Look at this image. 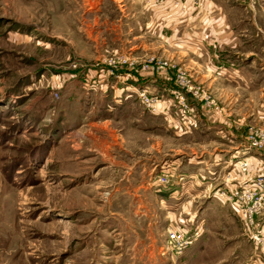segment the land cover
<instances>
[{
    "label": "rangeland",
    "instance_id": "rangeland-1",
    "mask_svg": "<svg viewBox=\"0 0 264 264\" xmlns=\"http://www.w3.org/2000/svg\"><path fill=\"white\" fill-rule=\"evenodd\" d=\"M166 1L0 0V264H264V204L250 224L187 172L153 182L221 146L188 132L197 107L220 109L193 49L264 72V0H217L228 34L206 39L171 37L211 28L205 0Z\"/></svg>",
    "mask_w": 264,
    "mask_h": 264
},
{
    "label": "crops",
    "instance_id": "crops-1",
    "mask_svg": "<svg viewBox=\"0 0 264 264\" xmlns=\"http://www.w3.org/2000/svg\"><path fill=\"white\" fill-rule=\"evenodd\" d=\"M141 2L143 8V0ZM223 2L228 11V4L225 3L226 1ZM165 3L164 5L166 6L170 4L169 0ZM218 6H220L218 10L220 14L212 17V8H219ZM221 6V3H218L217 0H205L206 11L203 13L204 18H202L201 23L210 24L211 28L209 30H188L181 36H178L176 31L172 30L171 37L222 38L224 34H228V30H225L228 26V21L225 18L227 15H225L224 11L222 12ZM188 10V20H196L199 12L193 13L192 7H189ZM154 14L158 16L160 10L157 8ZM213 24L217 29L212 26ZM193 52L192 71L199 81L208 88L207 91H209L210 95L218 101L220 109L218 112L208 109L205 114L197 107L194 114L191 115L188 132L203 134L206 137H210L215 143L218 142L217 145L221 146L219 148L218 146H211L212 156L210 154L203 158L195 156L194 162H189L188 165L175 170L182 175L187 172L189 177L187 183L191 184V187H202L205 193L204 196L210 195L211 202H213L212 193L221 177H224V172L226 173L228 170V166H226L228 159L235 161L245 155L253 157V160L248 161L250 162L248 174L242 176V178L240 177L241 179L264 172V149L260 151L254 150L249 153L243 152L246 124L260 121L264 123V105L263 107L261 106L262 103L264 104V72L254 71L248 75L239 66L231 67L232 70L227 71L225 68H229V63L226 58H220V61L211 58V56L222 57L224 55L215 47L207 49L194 48ZM157 82L162 86L169 85L167 79H158ZM176 192H179V190ZM229 206L232 208L231 205Z\"/></svg>",
    "mask_w": 264,
    "mask_h": 264
},
{
    "label": "built area",
    "instance_id": "built-area-1",
    "mask_svg": "<svg viewBox=\"0 0 264 264\" xmlns=\"http://www.w3.org/2000/svg\"><path fill=\"white\" fill-rule=\"evenodd\" d=\"M142 96L145 103L149 104L147 96ZM214 109L215 112L218 111L217 106ZM263 149L264 126H248L245 132L243 152L249 153L254 150L260 151ZM246 157L248 156L245 155L235 161L231 159L227 160L226 166H230V169L225 173L223 182L214 189L212 197L230 204L237 214L252 224L253 215L257 214L264 204V174L256 173L245 179H241L249 171L250 162L243 160ZM172 177H177L178 182L184 180V175L165 169L161 170L153 182L161 186L171 185ZM198 235L199 230L197 227L191 230L170 228L167 231L166 249L174 255H179L193 243Z\"/></svg>",
    "mask_w": 264,
    "mask_h": 264
},
{
    "label": "bare ground",
    "instance_id": "bare-ground-1",
    "mask_svg": "<svg viewBox=\"0 0 264 264\" xmlns=\"http://www.w3.org/2000/svg\"><path fill=\"white\" fill-rule=\"evenodd\" d=\"M252 158H253V157H249V158H247V160H249V161H250V160H252ZM243 160H244V159H243ZM245 161H246V160H245Z\"/></svg>",
    "mask_w": 264,
    "mask_h": 264
}]
</instances>
